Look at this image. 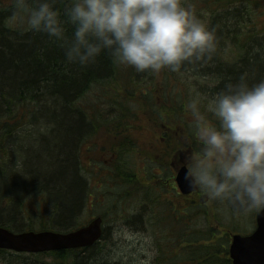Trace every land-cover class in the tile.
<instances>
[{
  "label": "trees",
  "instance_id": "16d2710c",
  "mask_svg": "<svg viewBox=\"0 0 264 264\" xmlns=\"http://www.w3.org/2000/svg\"><path fill=\"white\" fill-rule=\"evenodd\" d=\"M13 3L14 0H0V225L8 227L14 221L10 220L13 217L7 218L15 213L9 211L11 200L21 196L46 197L45 191L34 185L38 180L18 184L11 174L5 173L9 152L14 156L21 154L6 147L15 131L10 129L13 125L21 127L32 120L39 125V119L45 118L46 124L53 127L52 140L44 146L47 159L36 160L35 164H43L46 169L56 163L61 167L58 173L43 176L60 186L58 195L65 197L66 214L55 225L62 231L81 226L82 221L75 216L85 204L80 205L82 190L87 197L82 174L92 177L91 169L81 160L89 139L106 126L111 140L109 151L104 162L93 158L91 161L98 167L97 176L107 169L105 182L118 189V196L113 192L112 197L117 202L115 209L119 211V205L133 203L140 220L148 228L154 227L158 255L150 264H232L231 236L239 227L233 222L215 226V205L211 213L208 204L198 201V193L189 197L174 192V185L162 181L163 176L152 174L149 168L145 171L147 165L140 166L134 133L127 125L141 114L164 128L165 135L192 132L187 104L193 95L211 98L226 83H235L245 74L250 82L264 79V0H189L198 16L215 29L218 50L211 60L182 69L183 77L167 71L137 73L114 63L106 53L87 67L69 64L60 43L29 30L22 14L14 15ZM57 6L63 10V4ZM72 31V26L66 25L68 36ZM92 92L99 95L88 102ZM161 141H155L154 154L146 151L149 155L145 156L167 170L183 149V142L180 146V138L166 136ZM17 204L20 208L16 214L22 215L28 202ZM54 205L59 206V202ZM32 211L28 209L29 214ZM28 224V229L34 230L43 224V219L29 220ZM47 225L42 229H47ZM102 242L97 246H103ZM7 253L0 250L2 256ZM65 253L61 264L85 263L84 256L75 259L70 256L74 252H68V256Z\"/></svg>",
  "mask_w": 264,
  "mask_h": 264
},
{
  "label": "clouds",
  "instance_id": "9594fccd",
  "mask_svg": "<svg viewBox=\"0 0 264 264\" xmlns=\"http://www.w3.org/2000/svg\"><path fill=\"white\" fill-rule=\"evenodd\" d=\"M13 7L29 30L59 42L67 63L81 67L106 53L137 73L183 77L182 69L218 50L215 29L189 0H14ZM187 108L201 147L185 157L183 179L205 204L245 216L264 211V79L242 75L211 98L193 95Z\"/></svg>",
  "mask_w": 264,
  "mask_h": 264
},
{
  "label": "rangeland",
  "instance_id": "374dc122",
  "mask_svg": "<svg viewBox=\"0 0 264 264\" xmlns=\"http://www.w3.org/2000/svg\"><path fill=\"white\" fill-rule=\"evenodd\" d=\"M264 18V16H263ZM263 24V22H262ZM252 25H257L256 23ZM99 94L97 92H92L88 96V102L93 101V99H96ZM87 103V102H86ZM89 104V103H88ZM140 118H146V116L140 114ZM139 118V119H140ZM138 119V120H139ZM47 119L40 118L39 119V125H36L34 123V120L29 122L27 125H13L10 129L15 130L12 137H10L9 141L6 143V147L11 151L17 150L15 148V143L17 138L22 137L25 135V138H23V142L20 143L18 150L21 154H18L17 156L12 155L9 152V160L12 161L14 165V173L12 175L14 182L18 184H30L31 182H36V186L43 187L45 190L44 194L46 196V200L50 203L49 206H44L42 211L45 212V214L40 215L37 217L35 214H32L30 217H25L20 214L14 213L12 216L14 220L12 225L10 226L14 231H23L29 228L28 221H32L33 219H43L44 225H46L47 221L50 217H52L51 221L49 222L52 226H55L58 224L61 219L62 215H65V197H62L61 195H58L60 186L56 185L54 181L51 182V178L47 179L48 175L56 174L59 171H61V167L56 163L53 167H48L47 169L44 168L45 165L43 164H35L36 160L39 161L40 159H47V155H45L44 152V146L48 145V141L52 140V135L50 134L53 130L52 126H49L46 124ZM138 120L135 121L132 119V123L128 124V129L132 130V133H134L135 143H138L140 146H146L149 149V153L152 152L155 153V147L156 143L153 145V140L156 142H159L156 138V133L161 135V129L163 128H157L156 133L154 134V137L152 141H150V137L147 135L146 132L142 131L138 124ZM146 121V119H144ZM40 128L42 135L39 137V131H36V136H29L33 134V131L35 129ZM106 129V126H104L102 129L100 128L99 132L96 134H93L92 139H89V144L87 145V149L89 151L87 152V149L83 152V159L87 160L84 161L81 160L82 164H86V166H89L91 168V175L87 173H83V183L84 187L87 189L86 194L81 192L80 198V205L81 203L85 202L83 204L80 213L77 217L80 221L84 220V223H86V220L92 218L95 216L94 214L97 213L98 215H104V225H105V233H104V239L102 240L101 247H98L94 252V258L92 259L90 264H150L152 261H154V258L157 257L158 252H155V231L154 227L151 225V229H149L146 225V223L142 220H140L138 216V212L136 211L135 204H126L125 207L119 205V211L124 210L122 214H119V211L116 210L115 206L117 202L113 200V192H116L118 189L115 187L113 188L111 184L108 182H105V178L108 177L107 169H105L102 176H97V167L96 165L92 164L91 158H93L96 162H104L105 160V154H107L108 146L111 143V140L109 139L110 134ZM39 130V129H38ZM50 134V135H49ZM49 135V136H48ZM47 137V138H46ZM46 138V139H45ZM183 138H181L180 146L182 145ZM26 145V146H25ZM195 146L198 144L195 142ZM200 152V147L198 149ZM140 156L143 157L144 154L140 152ZM148 158V157H147ZM52 161V160H50ZM149 168V172H152V174H160L163 172L162 169L159 167L153 165V166H146V169ZM60 169V170H59ZM170 170V169H169ZM168 170V171H169ZM99 172V171H98ZM167 172V171H166ZM169 173V172H168ZM173 173L170 172L169 174ZM44 174V176H43ZM166 174L165 172L162 173V175ZM79 175V173L77 174ZM144 177H147V174H143ZM43 176V177H40ZM159 177V176H158ZM71 178V177H70ZM2 179H5L3 177ZM98 182V183H97ZM148 182V181H147ZM46 183V184H44ZM103 183L102 185H100ZM72 184V183H71ZM173 184V180H172ZM174 185V184H173ZM102 186V187H100ZM175 186V185H174ZM177 188V187H176ZM66 189H68L66 187ZM117 189V190H116ZM90 190V191H89ZM174 192L179 191V189L174 190ZM68 191V190H66ZM77 192V191H76ZM74 192V195L76 194ZM89 193H92L90 195ZM116 192V197L118 196ZM193 193V192H192ZM40 194V193H37ZM191 194V193H189ZM85 195V196H84ZM95 195V199L101 203L103 201V196L106 198L101 204H97L96 201L90 197ZM26 196V195H25ZM86 199H83L85 198ZM108 197V198H107ZM112 198L109 199V198ZM190 197V196H189ZM41 198V196L39 197ZM42 202V201H41ZM55 202H59V206L54 205ZM87 203V204H86ZM92 205V207H90ZM210 211L212 213V205H215L218 217L216 221H214V225H229L231 222L235 223L234 225L236 227H239L238 233L246 234L253 232L255 230V219L256 214H250V215H241L238 213H235L230 208H228L225 205H220L214 202L208 203ZM128 209V211L126 210ZM93 211H90L92 210ZM214 210V209H213ZM110 211V214L107 212ZM96 214V215H97ZM38 222V221H36ZM235 227V228H236ZM57 231H60V229L53 228ZM36 230V229H35ZM235 232V231H234ZM235 232V233H237ZM97 254V252H99ZM61 259H56L53 257H42V258H36L31 257L29 255H23V258H17L10 256H2L0 255V264H61Z\"/></svg>",
  "mask_w": 264,
  "mask_h": 264
},
{
  "label": "water",
  "instance_id": "95a60500",
  "mask_svg": "<svg viewBox=\"0 0 264 264\" xmlns=\"http://www.w3.org/2000/svg\"><path fill=\"white\" fill-rule=\"evenodd\" d=\"M186 167L177 174L176 181L182 193H192L188 182L183 179ZM102 218L88 226L70 233L53 231L14 233L0 226V249L17 252L40 253L94 245L102 236ZM233 264H264V211L257 216V228L248 236L235 234L230 248Z\"/></svg>",
  "mask_w": 264,
  "mask_h": 264
},
{
  "label": "flooded vegetation",
  "instance_id": "af4514ba",
  "mask_svg": "<svg viewBox=\"0 0 264 264\" xmlns=\"http://www.w3.org/2000/svg\"><path fill=\"white\" fill-rule=\"evenodd\" d=\"M140 121H143V119L142 118H140L139 119ZM140 128V127H139ZM142 130H146L145 129V127H143V128H141ZM147 130H148V132H149V136L150 137H153L154 136V134H155V128H154V125H149L148 127H147ZM188 135L187 134H185V133H183V137H187ZM167 137H172V135H168ZM192 152H194V149L192 150ZM192 156H194V155H192ZM185 155L184 154H181V163H183V164H185L184 163V161H185ZM180 163V164H181ZM175 169L177 170L180 166L177 164V165H175ZM94 199V198H93ZM34 200H40V199H34ZM90 207H92V205H90ZM90 211H93V209L92 210H90ZM97 245L96 246H93V247H88V248H86V249H79L78 251H71V252H74L75 254H73L72 256L75 258V259H81L83 256H84V258H86L85 259V263L84 264H90L91 263V261H92V259L94 258V255H92V252L93 251H95L96 249H97ZM63 252H66V251H62V252H58V253H56L57 255H62V253ZM77 252H82L80 255L79 254H77ZM65 254H67V253H65ZM101 254V253H100Z\"/></svg>",
  "mask_w": 264,
  "mask_h": 264
},
{
  "label": "bare ground",
  "instance_id": "6f19581e",
  "mask_svg": "<svg viewBox=\"0 0 264 264\" xmlns=\"http://www.w3.org/2000/svg\"><path fill=\"white\" fill-rule=\"evenodd\" d=\"M39 129V130H38ZM36 128L34 131H33V134L32 135H29V136H36L37 134H36V131H39V137H41V135H42V132H41V129L40 128ZM50 135V134H49ZM48 135V136H49ZM23 138H25V135H23L22 137H20V138H17V140H16V143H15V148L18 150V148H19V145H20V143L21 142H23ZM47 138V137H46ZM45 138V139H46ZM26 146V145H25ZM14 163L12 162V161H9L8 162V166H7V168H5L6 169V171H5V173H9V174H11V176L13 175V173H14V171H15V169H14ZM38 189H40V187H38ZM42 189H43V187H42ZM43 191H45L44 189H43ZM11 202V207H10V209H9V211H13V212H17V210L20 208V206H16V205H18L17 203H20V202H27V199L26 198H24V197H18V198H15V199H13V200H11L10 201Z\"/></svg>",
  "mask_w": 264,
  "mask_h": 264
}]
</instances>
